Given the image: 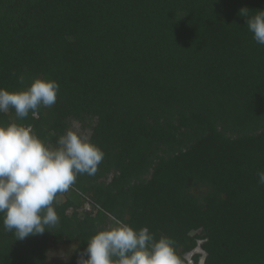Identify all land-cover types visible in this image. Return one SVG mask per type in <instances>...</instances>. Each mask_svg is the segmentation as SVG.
Here are the masks:
<instances>
[{"label":"trees","instance_id":"1","mask_svg":"<svg viewBox=\"0 0 264 264\" xmlns=\"http://www.w3.org/2000/svg\"><path fill=\"white\" fill-rule=\"evenodd\" d=\"M259 10L264 0H0V87L59 84L53 106L23 119L10 107L0 122L55 147L77 121L105 154L57 194L51 231L15 240L0 218V264H43L60 243L75 247L62 264H77L111 217L169 237L180 264L199 240L205 264H264V45L246 25Z\"/></svg>","mask_w":264,"mask_h":264},{"label":"clouds","instance_id":"2","mask_svg":"<svg viewBox=\"0 0 264 264\" xmlns=\"http://www.w3.org/2000/svg\"><path fill=\"white\" fill-rule=\"evenodd\" d=\"M246 25L253 39L264 45V10L247 18ZM58 92L59 84L47 78H35L30 86L18 91L0 87V113H7L11 107L17 118H26L41 106H53ZM104 155L98 145L72 127L51 147L31 125L0 122L3 229L20 241L51 231L59 223L54 208L57 194L72 188L79 175L94 176ZM257 175L264 185V171ZM53 254H46V258ZM77 264H180V260L169 237L157 240L147 227L137 230L111 217L110 227L98 230L87 240Z\"/></svg>","mask_w":264,"mask_h":264},{"label":"rangeland","instance_id":"3","mask_svg":"<svg viewBox=\"0 0 264 264\" xmlns=\"http://www.w3.org/2000/svg\"><path fill=\"white\" fill-rule=\"evenodd\" d=\"M72 128L74 130H76L77 132L81 133L82 135L87 136L88 138L91 135L92 130L87 128V129H83L81 124L77 121H74ZM113 176V172L108 173V180ZM79 185H82V181L81 180H76V183L73 185L74 188H78ZM65 199L64 196H62V201ZM88 210L91 212H95L94 208H93V204L92 203H85L84 204V210ZM203 240H199L197 247L187 253L185 255V259L183 261H181V264H196L194 261V255L195 254H199L200 255V259H199V263L198 264H205V260L207 257V252L201 247ZM74 243H60L57 246H54L52 244L49 245V250L47 251L46 254L48 253H54L53 255H51V258H45L44 259V263L43 264H62L64 261H67L73 250H74ZM60 253H65L66 256H61L59 255Z\"/></svg>","mask_w":264,"mask_h":264}]
</instances>
